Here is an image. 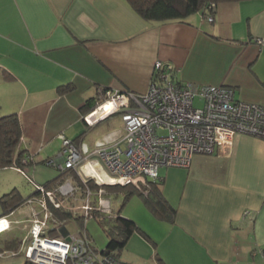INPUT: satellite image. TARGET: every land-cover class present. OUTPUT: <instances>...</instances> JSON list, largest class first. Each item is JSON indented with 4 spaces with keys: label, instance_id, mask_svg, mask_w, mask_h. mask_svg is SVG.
Returning <instances> with one entry per match:
<instances>
[{
    "label": "crops",
    "instance_id": "crops-1",
    "mask_svg": "<svg viewBox=\"0 0 264 264\" xmlns=\"http://www.w3.org/2000/svg\"><path fill=\"white\" fill-rule=\"evenodd\" d=\"M213 14L159 21L142 19L124 0H0V116H18L20 147L31 159L25 171H36L38 159L51 164L46 152L59 133L88 147L120 136L122 121L93 131L110 116L84 122L86 101L98 89L146 91L156 59L175 67L178 82L230 86L236 98L264 104V43L256 42L264 0L220 1ZM161 167L173 219L148 209L119 259L264 264V140L237 134L228 156L197 153L186 167Z\"/></svg>",
    "mask_w": 264,
    "mask_h": 264
},
{
    "label": "built area",
    "instance_id": "built-area-1",
    "mask_svg": "<svg viewBox=\"0 0 264 264\" xmlns=\"http://www.w3.org/2000/svg\"><path fill=\"white\" fill-rule=\"evenodd\" d=\"M207 7L211 11L202 17L212 21L214 2H209ZM256 42L264 43V37H256ZM174 70L171 63L156 59L146 91L98 89L95 105L82 115L84 122L93 125L119 113L122 134L92 147L58 134L62 147L55 164L61 177L51 186H45L27 176L36 191L24 202L30 205L25 219L29 223L21 238V247L8 253L23 251L27 261L33 264H128L94 250L86 234H63L64 226L58 228L61 233L47 235L49 221L60 222L52 207L82 209L87 214L93 207L89 195L95 192L94 207L109 213L111 202L104 184L122 182L132 176L160 179L161 166L186 167L197 153L228 156L237 134L264 140V104L236 98L230 86L177 82ZM195 100L201 104L194 105ZM106 102L110 107L97 115L95 112ZM52 162V159L48 161ZM82 163L87 165L86 177H81L76 170ZM108 172L123 180H112ZM90 179L96 187L90 185ZM78 200L82 202L79 204ZM7 216H0V220H5L0 232L8 229L11 222H19ZM5 252L0 251V255ZM260 252L264 260V249Z\"/></svg>",
    "mask_w": 264,
    "mask_h": 264
},
{
    "label": "trees",
    "instance_id": "trees-1",
    "mask_svg": "<svg viewBox=\"0 0 264 264\" xmlns=\"http://www.w3.org/2000/svg\"><path fill=\"white\" fill-rule=\"evenodd\" d=\"M124 1L142 19L163 21L169 19H182L188 14L198 10H200L201 13L204 14L206 12L211 11L210 7H207L209 2H214V4L216 5L217 2L231 1V0H124ZM123 90L128 91L127 89H123ZM96 99H97L96 97H91L87 99L85 110L88 111L89 109H91L95 105ZM20 139H21V127L16 113H9L0 116V167L13 166L17 169L19 168L23 171L21 173H23L24 176L27 177L29 175L27 174L24 168L25 166H28L30 164L31 159H29L28 156L25 154L26 149L20 147V141H21ZM72 141H74V143H77L78 140L74 139ZM60 177H61V173L58 174L57 179H59ZM144 177L146 179L145 182L140 180L138 182H133L132 180L128 179L123 182H118L114 184H104L103 186L121 188L120 190H122L123 193L125 194L124 198H128L131 193L137 192L139 195L142 196L146 207L154 215L171 221L173 219L175 210L166 201V199L162 194L160 188V185L162 183L161 179L153 180L147 178V176ZM88 182L92 187H96V185L93 184L91 179L88 180ZM42 184H44L45 186H51L53 183L48 182ZM35 193L36 191L34 190L33 193H31L29 196L24 198L23 196L20 195L19 190L15 187H13L8 192L3 193L0 196V205L3 211L2 215L11 213L17 206L25 202V200L28 197L34 195ZM95 204H96V200L94 204H91L93 207L89 209L87 214L83 213L82 209H80V211H78V209L71 210L64 207H58V208L52 207V209L58 221L60 220L59 223H62V221H64L67 218H71L72 216L81 221H83L85 217L91 216L94 217L95 219H98V221L103 224L105 222L109 224L111 223L110 226L105 227L109 240L107 241L105 247L100 250H97L92 245V240L88 236L85 229L82 232L80 231V233L86 234V236L90 239L91 241L90 244L94 250L100 251L101 253H105V254H111L118 258L117 252L125 245L127 239L134 232V230H139V227L132 218L122 214L120 211L112 213V209H111V212L109 213L103 212L95 208L94 207ZM24 219H26V217ZM59 223L50 220L49 228L47 229L46 234L50 236L57 235L59 232L57 228V224ZM140 231L144 233V231L142 230ZM18 241L19 240L17 238L12 237L11 239L2 240V241L0 240V245L8 246L13 242L17 245ZM6 249L1 248L0 250L3 251ZM12 251H16V250H12ZM23 264H33V263L27 261V259L25 258Z\"/></svg>",
    "mask_w": 264,
    "mask_h": 264
},
{
    "label": "rangeland",
    "instance_id": "rangeland-1",
    "mask_svg": "<svg viewBox=\"0 0 264 264\" xmlns=\"http://www.w3.org/2000/svg\"><path fill=\"white\" fill-rule=\"evenodd\" d=\"M200 104H201L200 101L195 100L194 105L198 106ZM112 120H115L114 122L117 121L120 124L121 123L120 114L115 113L114 115L110 116L108 120L100 122L98 126L95 129H93V131L99 128H102L103 126H106L109 122L110 124H113ZM115 124L116 123H114L113 125ZM108 127H109V124H108ZM60 150H61V140L59 139V140H54L51 143V145L48 147V152L46 153H48L51 159L54 160V158L60 152ZM46 156L47 155L45 154L44 157ZM36 161L37 162L34 164V170H35V166H37L36 171L34 170H33L34 172H31L30 170H26V171H27V174L31 176L33 180L36 181L37 183H43L45 182L47 178H51L55 176L56 174H59L60 170L54 164L52 163L46 164L40 159ZM76 170L81 177L87 176L86 174L87 168L84 163L79 165L76 168ZM160 172H162V169H160L159 173ZM108 174L112 180L120 179L118 175H112L109 172ZM120 180H123V179H120ZM130 180H132L133 182H138L139 180L143 182L146 181L144 176H132L130 177ZM13 187L17 188L23 197L29 196L34 191V185L32 184V182H30L28 178L24 176V174L21 173L17 168L12 167V166H1L0 167V196L3 193L11 190ZM104 188L106 190V196H108L111 202L112 213L120 211L122 214L132 218L135 222L137 221L136 218L143 219V215H146L144 213L148 214L147 211L149 210L146 207L142 196L139 195L137 192L131 193L128 198H124L125 194L123 193L122 190H120L121 188L108 187V186H104ZM95 200H96L95 194L90 193L89 202L91 204H94ZM77 202L80 204L82 201L78 200ZM36 207H38V205H36ZM0 209H1V205H0ZM78 211H80V209H78ZM29 212H30V205L28 203L23 202L22 204L17 206L15 211L13 212L12 218L19 219V222L14 223L12 226V229L0 233L1 241L11 239L12 237H15L19 240L17 245L14 242L9 244L8 246L0 245V249L9 248V249H6V252L2 256H0V264H23L24 263L25 258L23 255V251L22 252L18 251L16 254H10L8 252L10 250H18L19 247H21L22 242H20V239L22 238L23 234L26 232L27 225L29 223L24 218L29 216ZM110 225L111 223L109 224L105 222L103 224L99 222L98 219H95L94 217H91V216L85 217L83 221L78 220L72 216L71 218H67L64 221H62V223L57 224V228H61V226H64L65 230H62V233L63 234L69 233L70 235L79 234L80 231L82 232L85 229L88 236L92 240V245L97 250H100L105 247L107 241L109 240L105 227H108ZM143 229H145V227H143Z\"/></svg>",
    "mask_w": 264,
    "mask_h": 264
},
{
    "label": "bare ground",
    "instance_id": "bare-ground-1",
    "mask_svg": "<svg viewBox=\"0 0 264 264\" xmlns=\"http://www.w3.org/2000/svg\"><path fill=\"white\" fill-rule=\"evenodd\" d=\"M110 104L108 102L104 103L95 113L101 115L104 113L105 109H108ZM5 224V220H0V227ZM1 231V230H0Z\"/></svg>",
    "mask_w": 264,
    "mask_h": 264
},
{
    "label": "clouds",
    "instance_id": "clouds-1",
    "mask_svg": "<svg viewBox=\"0 0 264 264\" xmlns=\"http://www.w3.org/2000/svg\"><path fill=\"white\" fill-rule=\"evenodd\" d=\"M108 117H109V116H108ZM106 118H107V117H106ZM34 190H35V189H34ZM8 214H9V213H8ZM12 223H14V222H11V223H10V227H9L8 229H6V230H10Z\"/></svg>",
    "mask_w": 264,
    "mask_h": 264
}]
</instances>
